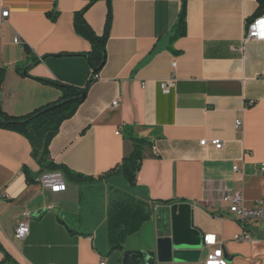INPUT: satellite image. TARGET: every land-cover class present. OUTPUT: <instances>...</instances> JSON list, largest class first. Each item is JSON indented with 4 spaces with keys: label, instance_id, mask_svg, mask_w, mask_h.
<instances>
[{
    "label": "crops",
    "instance_id": "1",
    "mask_svg": "<svg viewBox=\"0 0 264 264\" xmlns=\"http://www.w3.org/2000/svg\"><path fill=\"white\" fill-rule=\"evenodd\" d=\"M182 2L99 0L85 13L102 36L110 5L107 61L49 150L56 165L86 181L41 173L29 140L0 129V264L7 256L15 264H154L146 252L156 237L171 235L176 205L188 207L201 254L167 264H203L207 235L217 236L229 264H264V221L250 227L251 241L238 243L242 227L222 201L242 193L246 207L255 208L264 197V42L246 39L259 2L188 0L186 32L179 36ZM86 6V0H0V111L19 118L57 102L60 91L42 80L87 85L92 44L74 28ZM174 74L177 86L165 95L161 82ZM132 138L146 144L130 185L112 171L133 152ZM204 140H221L223 148L202 146ZM116 181L124 192L113 188ZM121 197L152 204L155 215L123 250L111 251L108 209ZM25 214L30 235L18 241Z\"/></svg>",
    "mask_w": 264,
    "mask_h": 264
},
{
    "label": "trees",
    "instance_id": "2",
    "mask_svg": "<svg viewBox=\"0 0 264 264\" xmlns=\"http://www.w3.org/2000/svg\"><path fill=\"white\" fill-rule=\"evenodd\" d=\"M87 6L75 15L74 28L77 34L92 44V50L86 54V58L93 70L91 79L84 88H79L60 82H43L55 86L61 93L59 100L48 104L25 117H11L0 111V129L18 133L27 138L32 146V156L38 162L41 173L58 172L71 183H80L88 178L71 172L64 166L56 165L50 158V144L57 136L62 124L72 119L79 108L87 100L91 87L97 82L95 75H99L107 61L106 46L109 40L112 23V11L109 5L105 30L102 36H97L85 20V13L99 0H86ZM259 9L255 17L264 15V0H257ZM188 0H183L182 10L178 23L179 36L186 32V7ZM26 51L29 50L26 48ZM34 64L38 63L33 60ZM4 81V70H0V87ZM134 142L133 152L127 156L112 173L122 174L130 185L136 181L143 160V149L146 141L132 138ZM28 183L34 180L31 174L24 168ZM155 215L152 204L134 197H121L113 201L108 209L107 218V242L111 251L123 250L127 239L141 231L143 226ZM2 264H15L7 256Z\"/></svg>",
    "mask_w": 264,
    "mask_h": 264
},
{
    "label": "built area",
    "instance_id": "3",
    "mask_svg": "<svg viewBox=\"0 0 264 264\" xmlns=\"http://www.w3.org/2000/svg\"><path fill=\"white\" fill-rule=\"evenodd\" d=\"M3 18L9 16V11L6 10L2 13ZM246 39L263 41L264 42V16L254 18L247 22L246 25ZM16 44H21L19 38L15 39ZM177 67V63L173 64V68ZM264 78V72L262 74ZM95 79H99V75H95ZM177 77L174 74L170 79L161 82V90L165 95H169L177 86ZM118 102L113 103V107H117ZM243 126L242 121L236 122V130H241ZM211 145L217 150L223 148V142L221 140H213L208 142L206 140L201 142L202 146ZM235 171L238 169L235 168ZM260 173L264 176V163L260 165ZM222 201L231 204V213L234 215L236 221L241 225L242 232L235 236L234 240L238 243L251 241L250 227L257 221H264V197L257 201L255 208H247L245 205L244 196L242 193L226 194L223 196ZM29 214H25L24 219L20 221L15 230V239L18 241H24L30 235ZM204 246L209 248L210 251L207 255L206 261L203 264H229L228 259L224 253V250L218 242L217 236L207 235L204 237ZM102 264H107L105 261Z\"/></svg>",
    "mask_w": 264,
    "mask_h": 264
},
{
    "label": "water",
    "instance_id": "4",
    "mask_svg": "<svg viewBox=\"0 0 264 264\" xmlns=\"http://www.w3.org/2000/svg\"><path fill=\"white\" fill-rule=\"evenodd\" d=\"M24 73L27 74L26 71ZM187 209L184 205L171 208V235L156 237L151 250L146 252L151 263L197 261L201 249L197 232L191 228L190 218L187 217Z\"/></svg>",
    "mask_w": 264,
    "mask_h": 264
},
{
    "label": "rangeland",
    "instance_id": "5",
    "mask_svg": "<svg viewBox=\"0 0 264 264\" xmlns=\"http://www.w3.org/2000/svg\"><path fill=\"white\" fill-rule=\"evenodd\" d=\"M122 178V180H123V182L125 183V184H128L127 182H126V180L124 179V177H121ZM121 184L119 183V181H116L115 183H113V188H115V190L116 189H119V190H121L122 192H124L122 189H121Z\"/></svg>",
    "mask_w": 264,
    "mask_h": 264
}]
</instances>
